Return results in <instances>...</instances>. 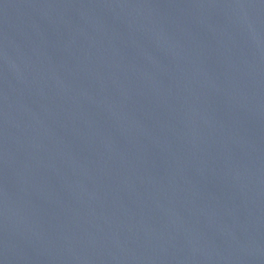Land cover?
Here are the masks:
<instances>
[{
	"label": "water",
	"instance_id": "1",
	"mask_svg": "<svg viewBox=\"0 0 264 264\" xmlns=\"http://www.w3.org/2000/svg\"><path fill=\"white\" fill-rule=\"evenodd\" d=\"M0 264H264V0H0Z\"/></svg>",
	"mask_w": 264,
	"mask_h": 264
}]
</instances>
